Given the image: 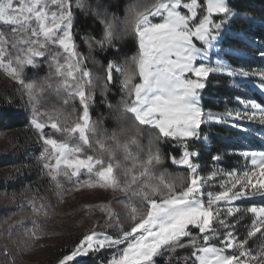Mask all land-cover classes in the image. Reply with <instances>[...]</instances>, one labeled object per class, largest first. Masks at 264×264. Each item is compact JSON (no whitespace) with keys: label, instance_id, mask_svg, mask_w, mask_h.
Instances as JSON below:
<instances>
[{"label":"snow or ice","instance_id":"snow-or-ice-1","mask_svg":"<svg viewBox=\"0 0 264 264\" xmlns=\"http://www.w3.org/2000/svg\"><path fill=\"white\" fill-rule=\"evenodd\" d=\"M145 9L134 18L137 51L129 63L135 71L109 60L107 81L114 83V73L120 74L122 111L137 125L156 130L159 142L170 147L167 153L161 152L150 142L147 158L141 160L125 144L124 151L133 162L121 176L120 166L97 156L92 147L95 143L103 150L104 144L90 138L94 95L77 86L78 80L90 84L91 78L74 39L71 0H0V24L10 26V31H0V70L17 84L21 101L30 108V126L42 144L36 158L42 175L48 177L60 203L82 189L112 194L107 202L83 205L88 216L99 211L101 220L93 222L94 227L58 264H79L77 258L95 256L102 249L110 254L100 264H156L157 257L165 252L174 255L178 248L192 251L177 258L176 264H264V151H240L247 161L243 169L226 170L214 163L210 173L202 174L201 165L195 162L198 152L190 150L206 123L228 124L245 133L251 129L236 121L264 125V106L255 100L238 98L249 110L222 113L206 112L201 103L211 74L257 77L258 87L264 89V69H234L220 58L211 66L210 52L221 51L217 45L222 30L234 15L228 0H145ZM112 37L111 25H105L102 39L93 37L86 43L91 51L93 46L110 45ZM49 49L57 50L58 55L53 56ZM42 63L49 66V76L54 70L63 77L61 87L70 96L79 98L78 122L71 126H62L54 118L57 110L41 111L34 102L41 86L36 81L26 83L30 78L24 70ZM101 95L111 107L107 91ZM121 134L132 145L143 147L137 140L138 131L121 130ZM112 139H118L116 131ZM221 159L220 155L213 157L217 163ZM164 161L184 171L163 168L157 173ZM11 179V175L5 177V181ZM25 200L32 215L17 223L23 226L26 219L31 221V227H24L26 240L21 241L27 251L48 235L42 221L49 219L52 205L44 197L40 202L35 196ZM11 201L16 202L15 192ZM245 217H250V223L240 238L237 228ZM101 223L105 230L97 231L96 225ZM107 229L113 232L109 234ZM257 235L262 242L249 247ZM173 255L166 264H172Z\"/></svg>","mask_w":264,"mask_h":264},{"label":"trees","instance_id":"trees-1","mask_svg":"<svg viewBox=\"0 0 264 264\" xmlns=\"http://www.w3.org/2000/svg\"><path fill=\"white\" fill-rule=\"evenodd\" d=\"M154 2V0H153ZM203 3V0H200ZM72 10L74 14V39L77 43L78 50L84 54V49L87 47L86 39L96 38L102 36L103 27V13L95 9L83 10L81 5L77 4V0H71ZM124 3V0H116L112 4L114 9H119ZM230 7L234 10V15L230 19L228 25L222 30V40L218 47L221 56L235 65L238 61H247L245 57L236 56L233 52L245 51L251 56V59L258 60L257 54L264 53V0H228ZM91 13V14H90ZM92 17H96L93 19ZM123 24V22H121ZM0 31H10V26L5 27L0 24ZM124 28L121 27L112 30L113 37L111 44H105L104 48H98L103 54V67L101 69L103 80L107 83V62L115 60L121 64L123 58H130L135 55L137 51V44L135 40L129 39L125 43L118 45V41L122 39V32ZM95 34V35H92ZM10 47V46H9ZM214 55L210 54V64L215 66L213 62ZM43 60V58H40ZM260 61V59H259ZM47 72V64L42 63L38 68L32 66L27 67V76L30 79H38L45 76ZM117 77L116 81L112 83V94L108 97V102L115 101L119 97V80L120 74L114 73ZM231 77L226 74H211L206 88L202 91L201 103L204 110L213 112H224L226 107L233 103L235 96L240 95L235 87L230 86ZM7 94H0V131H9L16 129L29 128L30 126V108L26 106L20 99L15 98L14 93L6 92ZM7 97H12V102L7 100ZM254 98L260 103L264 104V97L259 93H254ZM81 110L80 104L78 105ZM106 107L104 97L94 96L93 103L90 106V114L92 118L98 116ZM207 136L208 143L202 140H195L191 142L190 150L197 151L198 157L195 162L201 165L202 174H207L212 164H214L213 157L220 155L222 157L219 162L220 165L228 169L234 167V162L239 160V156L233 151L240 145L243 146L240 136L242 131L230 127L228 124L209 122L201 126V138ZM169 145L163 144V151H169ZM22 150L17 152L14 157H0V168L8 167L14 163H23L24 156ZM165 167L169 171L175 173L184 171L182 168L171 165L166 161ZM28 172H23L19 178L12 182H0V190L17 191L27 184H31L34 177L30 176ZM83 178V177H82ZM246 206V205H245ZM250 223V217H245L241 220L237 231L240 238L245 235V225ZM183 242H186L183 241ZM259 235L249 241V247L256 248L261 243ZM190 248L177 249L175 254L165 252L164 255L156 258V264H166L170 255H173L172 264H176V259L185 255L191 254ZM110 251L101 252L93 256L89 254L88 257L79 259V264H100L101 261H106Z\"/></svg>","mask_w":264,"mask_h":264},{"label":"rangeland","instance_id":"rangeland-1","mask_svg":"<svg viewBox=\"0 0 264 264\" xmlns=\"http://www.w3.org/2000/svg\"><path fill=\"white\" fill-rule=\"evenodd\" d=\"M52 7L54 9L55 6ZM233 54L245 58L249 57V59L247 61H238L237 64L233 65L228 59L215 51L213 52V62L215 64V60L220 58L234 69L243 68L248 71L264 69V56H261V53L257 54L258 60L251 59V56L245 51L233 52ZM259 83L260 81L257 77L245 78L239 75L231 77L229 84L235 87L240 95L235 96L233 103L228 105L226 110H249L238 102V98L255 100L260 103L254 98V93H259L264 97V89L258 87ZM16 88L17 84L0 70V94L12 92L15 98L21 100ZM7 100L12 102L13 98L7 97ZM260 104L264 106V104ZM236 123L251 129L250 133L242 132L240 139L243 146L239 145L233 151L240 158L234 162L233 168L243 169L247 165V161L238 153L245 150L264 151V125L247 121H236ZM199 140L205 141L206 144L208 143L204 138ZM19 150H22L24 154L23 163H14L11 166L0 168V182H12L19 178L23 172H28L34 179L31 184H27L17 191L0 190V264H58L63 255L69 254L75 245L79 243L86 231L94 227L93 222L101 220L99 211H96L92 216H88L87 210L83 208V205L107 202L111 199L112 194L104 190L82 189L79 192L66 195L64 202L60 203L55 196L54 187L51 186L48 177L42 175L41 165L36 159L42 150L38 133L32 127L0 131V157H14ZM214 163H216V166L228 170L225 166L220 165L219 162ZM213 166L214 164H212L208 173L213 170ZM18 169L19 174H17ZM9 175L13 176L14 179L5 181V177ZM68 186L66 183V187ZM13 192L16 193L15 203L11 201V193ZM5 193L8 195L6 196ZM33 196L37 198L38 202H40L42 197L47 198V202L52 205V209L49 219L42 221L48 235L42 236L35 241L30 250L25 251L21 241L26 240L24 227H31V221L26 219L23 226L18 224L17 221H20L22 217H31V207L27 204L25 197L31 198ZM9 225L13 226L11 230H9ZM96 229L97 231L105 230L102 223L96 225ZM9 231H11V235H9ZM107 231L111 234L113 229H107ZM103 251L109 250L102 249L101 252Z\"/></svg>","mask_w":264,"mask_h":264},{"label":"clouds","instance_id":"clouds-1","mask_svg":"<svg viewBox=\"0 0 264 264\" xmlns=\"http://www.w3.org/2000/svg\"><path fill=\"white\" fill-rule=\"evenodd\" d=\"M116 0H79L82 12L83 10L95 9L98 12H102L103 27L102 36L104 34L105 25H111L112 30L124 28L122 32V39L118 41V45L125 43L127 40H135L134 31V18L137 14L143 13L145 9V0H124L123 5L117 10L112 7V4ZM91 14V13H90ZM95 19L96 17H92ZM123 22V24L121 23ZM95 35V34H92ZM96 39H101V36H97ZM53 56L58 55V51L55 49H49ZM86 58L83 65L90 73L91 83H85L78 80L77 86L82 85L84 90L89 95L101 96V93L107 91V96L110 98L112 94V84H107L103 80L102 67H103V54L98 48L93 46L90 51L88 46L83 50ZM122 65L132 67L129 63V58H123ZM25 77L27 76V68L24 70ZM46 78V79H45ZM122 78V77H121ZM24 79V77H22ZM63 77L57 76L53 70L52 75L49 76V66L47 65V72L45 76L38 79H26V83L36 81L41 86V91L36 96L35 103L41 111L51 112L57 110L58 114L54 116L57 121L64 126L65 124L71 126L78 122L77 116L80 111L79 98L76 96H70L68 90L61 87ZM116 81V80H115ZM123 95L120 92L119 97L115 101H111V107H105V109L96 117L92 118L93 131L90 132V138L93 141H101L104 144L103 150H101L97 144L93 143L92 147L97 156L103 157L105 160H110L114 166L119 165L117 169L118 173L122 176L124 169L131 167L132 160L128 158L124 151V145H129V151L132 152L141 160L147 158V149L150 142L153 148L159 147L161 152L163 151V143L158 140L157 131L150 129L148 126H139L134 121V118L130 114H126L122 111ZM91 106V105H90ZM121 130H131L133 132L138 131L139 135L137 140L139 145L143 146L139 148L131 144V141L127 135L121 134ZM116 131L118 139H112V133ZM166 161L162 163L156 170L157 173L165 167Z\"/></svg>","mask_w":264,"mask_h":264},{"label":"bare ground","instance_id":"bare-ground-1","mask_svg":"<svg viewBox=\"0 0 264 264\" xmlns=\"http://www.w3.org/2000/svg\"><path fill=\"white\" fill-rule=\"evenodd\" d=\"M211 52H215V49H213ZM211 52H210V53H211ZM209 56H210V55H209Z\"/></svg>","mask_w":264,"mask_h":264},{"label":"water","instance_id":"water-1","mask_svg":"<svg viewBox=\"0 0 264 264\" xmlns=\"http://www.w3.org/2000/svg\"><path fill=\"white\" fill-rule=\"evenodd\" d=\"M211 53H213V52H211Z\"/></svg>","mask_w":264,"mask_h":264}]
</instances>
